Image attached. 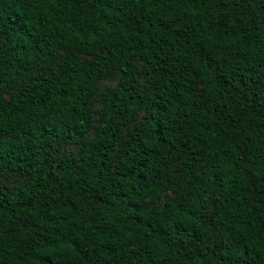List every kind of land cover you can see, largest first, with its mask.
Here are the masks:
<instances>
[{"label": "trees", "instance_id": "1", "mask_svg": "<svg viewBox=\"0 0 264 264\" xmlns=\"http://www.w3.org/2000/svg\"><path fill=\"white\" fill-rule=\"evenodd\" d=\"M0 264H264V0H0Z\"/></svg>", "mask_w": 264, "mask_h": 264}, {"label": "rangeland", "instance_id": "2", "mask_svg": "<svg viewBox=\"0 0 264 264\" xmlns=\"http://www.w3.org/2000/svg\"><path fill=\"white\" fill-rule=\"evenodd\" d=\"M116 82H117V81L114 80V79H108V80H105L104 82H102L101 88H102V89L108 88V87H110V86L115 85ZM94 106H95V107H99V104H98V103H95Z\"/></svg>", "mask_w": 264, "mask_h": 264}]
</instances>
